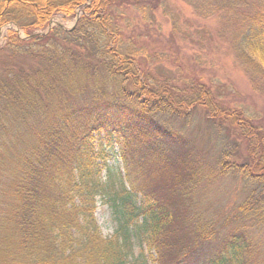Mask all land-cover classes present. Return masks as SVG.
<instances>
[{"label": "trees", "instance_id": "1", "mask_svg": "<svg viewBox=\"0 0 264 264\" xmlns=\"http://www.w3.org/2000/svg\"><path fill=\"white\" fill-rule=\"evenodd\" d=\"M166 1L0 0V32L17 29L9 28L0 48V264H145L132 247L139 233L158 264H246L251 233L203 220L189 187L231 174L253 182L251 197L263 204V135L242 110L206 99V87L186 107L168 83L142 79L117 11ZM58 16L77 19L76 26L50 29ZM252 24L259 60L251 63L264 74V13ZM189 107L204 110L210 125L233 128L245 154L223 152L207 164L177 126ZM116 147L130 190L104 179L98 163ZM166 190L171 199L161 197ZM101 196L114 204L118 221L109 238L96 219ZM253 206L246 203L240 214ZM174 234L187 247L164 262Z\"/></svg>", "mask_w": 264, "mask_h": 264}, {"label": "rangeland", "instance_id": "2", "mask_svg": "<svg viewBox=\"0 0 264 264\" xmlns=\"http://www.w3.org/2000/svg\"><path fill=\"white\" fill-rule=\"evenodd\" d=\"M261 13H264V0H167L157 9L148 5L126 7L124 11H117V17L124 46L133 48L139 55L144 81L157 86L168 83L175 98L186 107L198 97L199 87H206L208 90L203 93L206 99L221 107L242 110L260 127L264 140V74L257 61L259 69L251 63L253 58L259 60L251 26ZM78 14L81 16V12ZM76 20L58 16L49 28L70 30L76 26ZM9 28L17 30L11 25L1 30L0 48L5 45ZM20 37L25 38L23 32ZM187 111L190 115L177 120V126L183 127L186 135L195 141L207 164L210 161L214 164L223 152L239 157L245 154V142L238 140L239 134L233 128L208 124L204 110L189 107ZM107 151V159L98 162L104 168V179L116 182V188L124 181L129 189L118 147ZM193 184L189 191L193 192L192 201L202 219L210 224H226L227 229L245 226L251 233L253 246L246 264H264V201L260 205L251 197L256 189L254 183L228 174ZM154 188L158 191V187ZM167 192L161 197L168 200L171 198ZM134 199L139 206L144 202L142 195ZM246 203L255 205L242 216L240 208ZM113 205L105 196L98 198L96 219L107 238L115 234L118 226ZM171 240L169 248L162 252L164 262L172 256L180 258L179 253L188 244L184 237L175 234ZM132 247L135 257L145 264H158L157 253L150 250L141 233L133 237ZM212 248H217L216 242Z\"/></svg>", "mask_w": 264, "mask_h": 264}, {"label": "water", "instance_id": "3", "mask_svg": "<svg viewBox=\"0 0 264 264\" xmlns=\"http://www.w3.org/2000/svg\"><path fill=\"white\" fill-rule=\"evenodd\" d=\"M37 35H41V34H37ZM37 35H35V36H37Z\"/></svg>", "mask_w": 264, "mask_h": 264}]
</instances>
